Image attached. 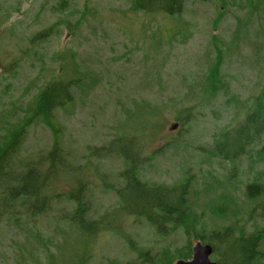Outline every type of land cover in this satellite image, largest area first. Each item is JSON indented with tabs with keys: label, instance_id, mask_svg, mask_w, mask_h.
<instances>
[{
	"label": "rangeland",
	"instance_id": "rangeland-1",
	"mask_svg": "<svg viewBox=\"0 0 264 264\" xmlns=\"http://www.w3.org/2000/svg\"><path fill=\"white\" fill-rule=\"evenodd\" d=\"M4 13L8 20L0 27V134L6 122L14 124L24 110L30 111L47 81L60 77L85 83L73 89V106L56 113L66 167L75 168L59 176L57 191L66 193L73 181L83 182L89 217L106 226L91 239L62 223L71 212L64 202L33 219L18 204L14 218L6 215L0 222V264H145L131 250L129 239L155 260L187 244L181 231L159 237L142 221L114 212L116 198L105 184L118 183L122 164L115 156L96 158L93 151L117 136L137 135L142 137L139 144H146L144 154L160 152L150 169L143 167L142 179L169 184L184 169L195 180L200 210L214 197L204 189L215 186L221 196L236 185L237 191L228 194L229 213L244 223L246 235L255 232L254 225L264 226L258 215L253 222L246 220L249 203L241 195L257 173H263L264 180V163L252 164L244 157L236 163L239 175L228 179L230 164L208 154L213 136L241 120L252 98L264 91V0H184L181 14L174 16L135 11L132 0H0V15ZM51 25L56 26L51 37L30 41ZM217 57L228 90L205 104L206 94L202 97L199 89ZM141 103L160 110L154 116L145 111L135 116ZM190 110L191 115L183 117L189 119L187 127L178 135L180 126L173 119ZM173 124L177 127L170 130ZM170 140L178 145L164 146ZM51 143L50 129L34 122L21 139L13 166L19 169L41 157ZM206 211V220H216ZM225 221L206 222V229L233 222ZM195 243L192 238L191 252ZM263 246L260 242L256 249L264 255ZM216 256L220 261L218 252Z\"/></svg>",
	"mask_w": 264,
	"mask_h": 264
},
{
	"label": "trees",
	"instance_id": "trees-1",
	"mask_svg": "<svg viewBox=\"0 0 264 264\" xmlns=\"http://www.w3.org/2000/svg\"><path fill=\"white\" fill-rule=\"evenodd\" d=\"M252 0H248L249 4ZM184 0H132V7L135 11L150 13H163L170 16L180 15ZM66 6L62 5L61 8ZM0 27L8 20V14L0 15ZM78 22L77 24H79ZM56 26L37 32L32 36L31 42H43L51 37ZM221 57H217L215 64L205 75V86L199 90L205 104L214 99L219 92L227 91L228 88L224 81V76L220 74ZM3 73V72H2ZM82 79V78H81ZM81 80L70 79L65 81L60 77L47 81L33 98V106L30 111L24 110V117L14 124L6 122L0 134V222L4 216L14 218L15 206L19 204L24 213L33 219L37 216L46 215L51 211L56 202H64L71 206V212L67 217H62L63 224H69L77 228L82 234L93 239L95 235L103 230V225L98 220L89 217V200L86 195V185L80 180L73 181V186L66 193H59L57 186L58 179L63 173L74 172L75 168L70 165L66 167V155L61 146V125L56 121V113L73 106L76 99L74 88L85 86ZM248 111L245 116L236 122L227 124L222 130L213 136L211 148L208 151L209 157L217 158L220 162L224 161L230 166L229 177L238 174L239 170L236 163L248 157L252 164L264 163V91L250 101ZM159 107L151 108L148 104H138L135 107V116L142 114V111L154 116L159 112ZM191 110L186 115L179 116L173 120L179 123L180 129L177 131L181 135L187 127L188 118ZM34 122H42L48 127L52 134V143L41 157L34 161L26 162L22 168L13 166L14 158L17 156L21 139L24 137L26 129ZM161 128L160 125L153 128L154 133ZM151 137V136H150ZM142 137L132 135L129 137L117 136L112 138L109 143L93 151L96 158L115 156L122 164V170L118 175V183H106L105 190L111 192L115 198L117 207L114 212H120L122 216L134 218L142 221L159 237H169L179 231L187 238V244L177 248L173 253L165 251L163 259H153L148 250L144 251L135 245L130 239L131 250L144 258L145 264H172L175 260H189L191 258L190 240L208 244L212 248L214 261L217 260L218 243H226L229 239H234L230 249L240 247L242 250L241 263L252 264L250 260L255 249L260 242H264V226L254 225V233L246 239L240 233L244 232V223L241 224L237 214H230L228 207L231 198L230 193L237 191L236 185H231L229 190H223L221 196L215 194V186L206 188L214 194L206 200L205 205L200 210L198 206L200 194L194 190V178L184 169V173L174 182L165 184L151 182L141 178V170L147 166H153L154 157L159 151H152L144 154L146 144L139 140ZM145 141V139H144ZM149 139L146 141L148 143ZM177 146L178 141H167L164 146ZM262 145L254 150L255 147ZM198 156H201L197 152ZM65 167V168H63ZM250 170V169H249ZM263 173H257L252 180L244 186L241 194L243 199L249 203L247 205V221L253 222L254 217L264 219V180ZM58 182V183H57ZM238 183V182H237ZM202 192V193H203ZM222 203V206H212V204ZM212 206V207H210ZM38 210L35 211L34 208ZM209 209L212 223L217 221L227 222L222 228L206 229V210ZM261 209V210H259ZM259 210V211H257ZM221 216L223 218L221 219ZM111 217V215H105ZM233 219V220H232ZM67 220V221H66ZM245 220V221H246ZM246 221V222H247ZM245 222V224H246ZM233 231L238 232V237H234ZM135 245V246H134ZM242 259L244 261L242 262ZM76 264H84L79 261ZM236 264V263H235Z\"/></svg>",
	"mask_w": 264,
	"mask_h": 264
},
{
	"label": "flooded vegetation",
	"instance_id": "flooded-vegetation-1",
	"mask_svg": "<svg viewBox=\"0 0 264 264\" xmlns=\"http://www.w3.org/2000/svg\"><path fill=\"white\" fill-rule=\"evenodd\" d=\"M240 235H243L246 239L250 235H246L245 233H240ZM238 237V236H236ZM232 241L234 242V239H229L227 242ZM223 243L221 242L220 247L218 248V255H219V260L218 263L220 264H226V262H229L230 264H243L241 263V255H242V250L240 247L233 248V250L230 249V246H232V243ZM229 246V247H228ZM264 247V246H263ZM224 254V255H223ZM229 260V261H228ZM251 261L258 262L259 264H264V255L261 254L260 249H255V251L252 254V258L250 259ZM244 259H242V262ZM245 262V261H244ZM217 264V263H216Z\"/></svg>",
	"mask_w": 264,
	"mask_h": 264
},
{
	"label": "water",
	"instance_id": "water-1",
	"mask_svg": "<svg viewBox=\"0 0 264 264\" xmlns=\"http://www.w3.org/2000/svg\"><path fill=\"white\" fill-rule=\"evenodd\" d=\"M177 125L173 124L170 130L176 129ZM212 254V248L208 244H202L201 242H196L192 247L191 259L189 260H177L175 264H216L214 261L210 260V255Z\"/></svg>",
	"mask_w": 264,
	"mask_h": 264
}]
</instances>
